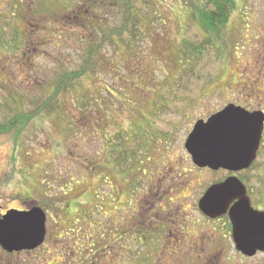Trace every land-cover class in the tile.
Segmentation results:
<instances>
[{
  "label": "rangeland",
  "instance_id": "374dc122",
  "mask_svg": "<svg viewBox=\"0 0 264 264\" xmlns=\"http://www.w3.org/2000/svg\"><path fill=\"white\" fill-rule=\"evenodd\" d=\"M234 1L217 33L191 14L205 0H0L2 33L27 45L0 51V123L25 122L0 132V211L46 212L41 246L0 262L264 264L197 206L231 173L184 147L228 103L264 111V0ZM239 177L264 207V137Z\"/></svg>",
  "mask_w": 264,
  "mask_h": 264
},
{
  "label": "water",
  "instance_id": "95a60500",
  "mask_svg": "<svg viewBox=\"0 0 264 264\" xmlns=\"http://www.w3.org/2000/svg\"><path fill=\"white\" fill-rule=\"evenodd\" d=\"M264 130V112L229 103L198 119L184 147L192 162L212 170L239 172L256 159ZM208 218L228 216L235 249L247 257L264 252V211L254 209L245 185L236 176L209 186L198 201ZM46 214L38 206L9 209L0 217V246L8 251L33 249L43 243Z\"/></svg>",
  "mask_w": 264,
  "mask_h": 264
},
{
  "label": "flooded vegetation",
  "instance_id": "af4514ba",
  "mask_svg": "<svg viewBox=\"0 0 264 264\" xmlns=\"http://www.w3.org/2000/svg\"><path fill=\"white\" fill-rule=\"evenodd\" d=\"M4 12L5 13H7L6 12V10H4ZM8 26H9V29L10 28H12V26L13 25H11V23H9L8 24ZM3 31L0 29V51H2V52H4V54H5V57H9L12 53L14 54V53H16V55H20L21 57H24V56H26V48H27V45L24 47V38H22V36L21 35H19L18 37H17V39H11L10 37L8 38V36L7 37H5V35L7 34V33H2ZM30 45V44H29ZM9 52V53H8ZM22 63H25L24 62V60L22 59ZM6 66V65H5ZM5 66H1V67H5ZM22 66H26V64L24 65V64H22ZM6 68V67H5ZM26 68H29V67H27L26 66ZM2 72H3V74H4V76H5V74H7L6 72H9V73H11V72H13L12 70H7V69H2ZM26 72H28V69H26ZM233 104H235V103H233ZM235 105H239V104H235ZM244 107V106H243ZM245 109H247V110H249V111H252V110H257V109H254V108H248V107H245ZM263 111V110H262ZM264 112V111H263ZM263 137H264V130H263V135H262V138H261V142H260V146H259V150L257 151V155H258V153H259V151L261 150V147H262V145H263ZM187 138V137H186ZM188 153V152H187ZM257 157V156H256ZM192 161V160H191ZM193 163V162H192ZM254 163V162H253ZM193 165L197 168V169H206V170H211V171H226V172H229V171H227V170H223V169H218V170H212V169H210V168H208V167H204V168H200V167H198V166H196L194 163H193ZM251 167V166H250ZM249 167V168H250ZM249 168H247V169H244V170H241V171H239V172H229V173H231V175L232 176H236L237 178H239L240 179V181L245 185V187H246V191H247V195L249 196V198H250V202H251V205H252V207L254 208V209H257V210H263L264 211V207L263 206H261V205H256L255 203H254V201H253V199H252V197H251V195H250V191H249V189H248V186H247V184H246V182L241 178V177H239V175L242 173V172H244V171H246V170H248ZM230 175V176H231ZM229 176V174L227 175V177ZM226 177V178H227ZM220 182H222V181H220ZM159 183V182H158ZM219 183V182H218ZM160 184H161V182L159 183V184H157V185H159V186H157L156 188H155V192L152 190L151 191V193L152 192H154V195L155 196H157V198L156 199H158L159 200V198H162V195H165L166 193H167V191L165 190V192H161V186H160ZM165 189H167V188H165ZM169 190L170 189H168V192H169ZM160 192L162 193V194H160ZM160 194V195H159ZM197 206H198V203H197ZM10 209H16V210H26V209H28V208H24V209H19V208H15V207H12V208H10ZM7 210H9V209H7ZM7 210H4L3 212H1L0 211V217L2 216V215H4L5 213H6V211ZM164 211H161V212H156V214H155V216H154V218H156V217H160L161 216V214L163 213ZM159 214H160V216H159ZM222 217V216H221ZM223 217H227V214L226 215H223ZM220 218V217H219ZM209 219V218H208ZM167 221H169V220H166V222ZM45 227H46V223H45ZM230 235H231V229H230ZM45 237H46V233H45ZM44 240H45V238H44ZM44 242V241H43ZM41 246V244L39 245V246H37L36 248H33V249H21V250H12V251H8V250H5V249H3L1 246H0V248H1V250L4 252V253H6V254H8V255H14V254H19V253H26V252H29V251H31V250H34V249H37V248H39ZM28 264V263H24V262H20V263H18V262H0V264Z\"/></svg>",
  "mask_w": 264,
  "mask_h": 264
},
{
  "label": "trees",
  "instance_id": "16d2710c",
  "mask_svg": "<svg viewBox=\"0 0 264 264\" xmlns=\"http://www.w3.org/2000/svg\"><path fill=\"white\" fill-rule=\"evenodd\" d=\"M93 1L94 0H79V3L81 2L82 5L84 3V5H87L90 8ZM87 2H88V4H86ZM234 6H235L234 0H205L203 7L200 9V11L199 10L197 11L198 14H196V12L195 13L191 12V14L193 15V19L196 22H197V20L199 21V24H198L199 27L204 26L205 28L208 29V28H214V26H216L217 33H218V30L221 29V27L223 25H225V23L227 22L229 14L231 13V11H233ZM94 20L96 21V19H94ZM94 20L90 19V21H94ZM101 23H102V21H101ZM89 33L92 34L91 32H89ZM210 34H211V32H210ZM112 35L118 36L119 34L117 32H116V34L110 33L109 36H111V37H109L107 34H105V36H108V38H105V40L111 39L112 41H114L115 39L113 40ZM206 40H208L210 42H211V40L213 41L212 37H210V36L206 37ZM87 64H85L84 69H86ZM24 123L25 122H24L23 118H20L19 120L12 118L8 122L0 123V132L9 131L10 129H13L15 127H17L18 130H20L21 127L19 126V124L23 126ZM226 227L228 230L227 235L228 234L230 235L229 232H230L231 226H230V223H229V220L227 217H226Z\"/></svg>",
  "mask_w": 264,
  "mask_h": 264
}]
</instances>
